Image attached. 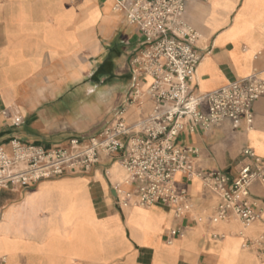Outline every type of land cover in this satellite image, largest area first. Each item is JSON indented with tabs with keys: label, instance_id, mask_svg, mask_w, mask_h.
I'll return each mask as SVG.
<instances>
[{
	"label": "crops",
	"instance_id": "0c3cea01",
	"mask_svg": "<svg viewBox=\"0 0 264 264\" xmlns=\"http://www.w3.org/2000/svg\"><path fill=\"white\" fill-rule=\"evenodd\" d=\"M115 2L0 0V146L17 138L53 148L89 131L97 116L88 104L90 76L107 75L99 39L113 45L120 25L129 26L113 9ZM185 19L199 34L195 93L254 74L264 81V0L195 1L186 5ZM132 35L138 36L133 45ZM141 40L135 28L121 35L119 43L127 47L112 58L111 74L128 76L122 102L131 82L128 63ZM151 109L149 100L132 105L126 124ZM253 112L249 129L223 121L205 131H184L177 143L196 150V170L234 174L243 149L264 159V96ZM125 178L119 160L102 157L87 173L2 191L0 264H264L237 234L212 238L237 223L222 229L195 225L161 206L119 209L113 188ZM177 181L192 199L193 216L208 214L216 201L200 182ZM250 192L264 209V186L255 183Z\"/></svg>",
	"mask_w": 264,
	"mask_h": 264
},
{
	"label": "built area",
	"instance_id": "2783aa9c",
	"mask_svg": "<svg viewBox=\"0 0 264 264\" xmlns=\"http://www.w3.org/2000/svg\"><path fill=\"white\" fill-rule=\"evenodd\" d=\"M195 1L205 0H116L113 9L142 39L128 63L131 82L124 101L113 110L112 120L87 139L72 137L62 146L45 148L13 138L0 146V194L87 173L102 157L119 160L126 174L113 188L119 209L161 206L178 219L191 217L195 225L237 223L245 230L259 226L263 231L255 237L230 230L212 238L237 234L242 247L264 261V209L250 192L255 183L264 186V159L246 148L234 174L198 171L196 150L177 143L184 131H205L223 121L233 129L251 128L254 104L264 96V81L256 74L210 93H195L199 34L185 19L186 5ZM148 100L151 113L126 124L127 108ZM20 122L18 118L14 125ZM178 176L185 183L199 181L215 199L208 214L193 216L192 199L179 187ZM175 234L183 235L180 230Z\"/></svg>",
	"mask_w": 264,
	"mask_h": 264
},
{
	"label": "rangeland",
	"instance_id": "374dc122",
	"mask_svg": "<svg viewBox=\"0 0 264 264\" xmlns=\"http://www.w3.org/2000/svg\"><path fill=\"white\" fill-rule=\"evenodd\" d=\"M120 29V34L113 41V45L105 46L104 43L99 39L102 49L106 52V60L102 64L101 71L103 73H106L107 75L106 77L103 75H95L92 71V75L90 76V101H88V104L94 109L97 116L95 118V123L87 133L77 135L80 138L87 139L90 136L96 135L105 124L109 123L113 118V110L121 105L123 97L125 95L124 93L127 86V81H125V79L128 78V76L124 74L113 76L111 74V72L113 71L112 58L118 51L124 52L123 49L127 46L120 44L119 38H121V35L122 38L130 36L133 28L127 26L126 24H121ZM137 39V35H132L130 38V43L132 45L135 44L137 42ZM102 53L104 54V51H102ZM103 54H101L100 57H92L91 60L98 61L101 59V57H103ZM115 83H118V85H115ZM74 90L76 93V86L74 87ZM125 114L127 119V111L125 112ZM217 226L222 229L227 228L228 225ZM262 231L263 230L259 226L251 227L245 230L241 225H235V228L231 230L232 233L241 232L249 237H255ZM258 261L263 262L259 258Z\"/></svg>",
	"mask_w": 264,
	"mask_h": 264
},
{
	"label": "bare ground",
	"instance_id": "6f19581e",
	"mask_svg": "<svg viewBox=\"0 0 264 264\" xmlns=\"http://www.w3.org/2000/svg\"><path fill=\"white\" fill-rule=\"evenodd\" d=\"M123 117H124V119H126V114H125V113L123 114ZM122 170H123V169H122ZM226 236H227V235H225L224 238H225ZM224 238H223V239H224Z\"/></svg>",
	"mask_w": 264,
	"mask_h": 264
}]
</instances>
